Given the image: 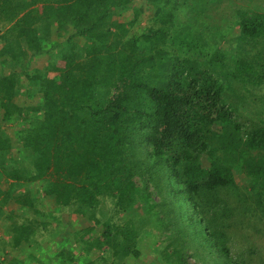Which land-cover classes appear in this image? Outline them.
I'll list each match as a JSON object with an SVG mask.
<instances>
[{
    "label": "trees",
    "instance_id": "trees-1",
    "mask_svg": "<svg viewBox=\"0 0 264 264\" xmlns=\"http://www.w3.org/2000/svg\"><path fill=\"white\" fill-rule=\"evenodd\" d=\"M144 1L0 0V30L11 26L0 59L26 68L28 92L41 98L19 104L22 72H0V209L17 253L9 264H25L23 253L48 264L34 250L42 232L63 233L53 226L68 225L65 213L89 225L63 234L50 264L140 259L149 227L169 233L153 250L164 264L260 255L251 240L264 247V0ZM224 5L233 21L218 25L212 14ZM146 9L141 33L118 20L132 11L137 26ZM54 51L56 62L30 70ZM8 122L27 126L21 162ZM240 238L250 244L241 258L231 249Z\"/></svg>",
    "mask_w": 264,
    "mask_h": 264
},
{
    "label": "rangeland",
    "instance_id": "rangeland-1",
    "mask_svg": "<svg viewBox=\"0 0 264 264\" xmlns=\"http://www.w3.org/2000/svg\"><path fill=\"white\" fill-rule=\"evenodd\" d=\"M145 3L147 4L146 0L143 2V4H145ZM238 3H240V2H238ZM240 4L243 5L244 3H240ZM225 5H224V7L216 9V11H214L212 14L214 21L216 23H218V25H220L224 19L225 20L228 19L229 21H233V20H230L228 17L230 16V12L232 13L234 11V7H231V6L225 7ZM116 19H118V17ZM133 19H134V15H133L132 11H129L128 13H125V15L123 17H120L118 20L120 22L125 23L128 27L132 28L133 32L141 33L143 30H145L144 27L150 25L149 24L151 21L150 12L146 9L145 13H143L141 16V23H139L137 26H134V27L132 26ZM232 39H233V37H232ZM11 43L13 45L15 44V43H13V39H11ZM54 44L58 45V43H54ZM84 46L87 47V45H84ZM13 47H18V46L15 45ZM47 48H51V45H48ZM45 56L46 55H44V57ZM0 61H2V58L0 59ZM47 64H48V62H46V60H45L39 66L43 67ZM21 77H22V75H21ZM22 80H23V77H22ZM24 83H26V78H24ZM21 90H20V92H23L24 95L23 96L21 95L18 98V100L20 99L19 104H22L25 107L37 106V105L41 104V98L39 95L34 97V94L32 96V93H30V92L26 93L24 91V89L22 91ZM25 90H26V88H25ZM4 127H5L4 128L5 134L8 135L12 139V142L15 145V156H14L15 159L17 161L22 160L24 157L27 159V157H26L27 154H24V156L21 155L23 153L21 151L23 142H22L21 137H20L21 134H23L22 131L24 132L27 129V126L24 125L23 123L8 122V123L4 124ZM159 200H160V198H156V201H159ZM45 202H46L45 208L47 211H53L55 209L54 204H53V202H51V200L45 199ZM11 209L16 212L17 217L21 215L20 208L17 207L16 205H12ZM7 214L8 213L6 211L0 209V243L2 244L1 247L3 246V249L6 248V250H4L5 251L4 254H7V256H5V255H3V252L2 253L0 252V264H4V262H7V264H9L10 259L13 256L17 255V253H14V251L11 249V246L9 245V237H7L5 234V230H6L5 226L10 225V223H11L9 221V219L6 218ZM106 216H108V215L106 214L105 217ZM105 217L102 219L105 220ZM61 218H62V221H65V222L69 220L68 225L63 224L62 226H58V225L55 226L57 224V222H54L53 227H55L56 229H62L63 233L61 235L51 236V232L44 231L39 236L41 245L36 250H34V255L38 256V259H40L44 263L50 264V261L52 260V258H55V256L62 249V247L65 246V239H64L65 235L71 236V234L73 235V233H70V232H74L78 229H81V228L89 225L88 223L85 224V223L78 222L74 216H71L68 213L63 214V216ZM70 220H73L74 223L69 224ZM17 221L22 222L23 218L20 216V217H18ZM63 234H65V235H63ZM98 234H101V228H99ZM167 235H169L168 232L166 234H162L157 228L155 229V228L149 227L147 229L146 234H145V240L141 241V243H140V249L143 251L142 257L140 259L134 258L132 256L128 257V258H122V259H119L116 264H147V263H149V264L150 263L151 264H153V263L154 264H164L163 257H161L160 255L155 256L153 254V250H157L156 248L159 249V247L161 248V247L166 246L168 244ZM72 242L74 243L75 239H74V241L72 240ZM251 242L260 251L259 252L260 255L253 257L252 264H259V257L261 255H264V247L263 248L260 247L259 243H257L259 241H256L255 239L254 240L252 239ZM249 245L250 244L247 243L246 240L240 238L238 241H236L233 244V247H231L234 256L241 258L242 253L245 250H247V247ZM94 257H96V256H94ZM94 257L91 258V256H90V259L93 260V259H95ZM21 258L26 260L25 264H34V263H31L30 261H28L26 259L25 253H23L21 255ZM81 260L82 261L78 264H85L86 263V260L83 259V257ZM190 262L192 264L195 263L194 259H190ZM55 263H56V261H55ZM98 264H100V263H98Z\"/></svg>",
    "mask_w": 264,
    "mask_h": 264
},
{
    "label": "crops",
    "instance_id": "crops-1",
    "mask_svg": "<svg viewBox=\"0 0 264 264\" xmlns=\"http://www.w3.org/2000/svg\"><path fill=\"white\" fill-rule=\"evenodd\" d=\"M9 27H11L10 25H8L7 27H5V28H2L1 30H0V40H2L1 39V36L2 35H4V33H6V30H8V28ZM56 39H55V38ZM52 40L54 41V42H56L57 41V36H56V34H53V36H52ZM4 46H5V42H3V41H0V50H2L3 48H4ZM52 56H50L49 54L48 55H46L45 57L44 56H42V57H38V58H35L34 60H31V65H30V70H35L36 68H38V69H40V70H44V69H46L47 68V65H45V66H39L40 64H42L43 63V61H45L46 60V62H56V59H57V57H56V52H54V53H52L51 54ZM15 62L11 59V57H9V56H4V57H2V63H0V72H3V74L5 73V74H7V73H9V72H11V71H15V72H18V71H21L22 72V77H23V80H22V77L21 76H19V79L21 80V82H22V86H23V89H24V91L27 93L28 92V88H29V86H28V81H27V78H26V68H21V66H16L15 64H14ZM26 64V63H25ZM26 66H29V63L28 64H26ZM58 66L59 67H64V62L63 61H59L58 62ZM29 68H27V69H29ZM49 76L50 77H56V74L55 73H51V74H49ZM24 78H26V83H24ZM25 88H26V90H25ZM22 89V90H23ZM21 90V91H22ZM30 90V89H29ZM21 95L23 96L24 95V93L23 92H21ZM20 95V96H21ZM32 96H33V94H32ZM37 96V95H36ZM35 96V97H36ZM33 98V97H32ZM19 101H20V99H19ZM18 101V102H19Z\"/></svg>",
    "mask_w": 264,
    "mask_h": 264
}]
</instances>
